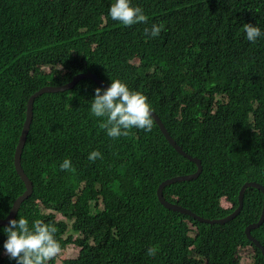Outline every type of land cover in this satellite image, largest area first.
<instances>
[{"label": "trees", "instance_id": "1", "mask_svg": "<svg viewBox=\"0 0 264 264\" xmlns=\"http://www.w3.org/2000/svg\"><path fill=\"white\" fill-rule=\"evenodd\" d=\"M132 2L146 19L125 26L108 15L112 0H0L1 218L26 189L14 155L28 97L85 71L145 94L176 142L202 160L197 178L165 186L167 200L218 218L239 205L245 182L264 186V36L250 42L243 30L248 22L264 29V0ZM153 24L162 25L156 36L145 32ZM97 86L82 78L35 98L22 154L34 190L17 216L53 224L61 248L76 244L65 264H241L245 247L253 249L249 264H264L245 232L260 219L261 189L247 187L240 212L225 223L164 207L160 183L196 163L154 118L151 131L109 137L106 118L89 108ZM92 150L101 153L94 161ZM65 158L69 169L59 167ZM70 221L77 236L65 235ZM251 232L264 245V221ZM4 239L0 231V264H15Z\"/></svg>", "mask_w": 264, "mask_h": 264}, {"label": "clouds", "instance_id": "2", "mask_svg": "<svg viewBox=\"0 0 264 264\" xmlns=\"http://www.w3.org/2000/svg\"><path fill=\"white\" fill-rule=\"evenodd\" d=\"M108 15L112 20L119 21L125 26L146 19L143 8L138 4H133L132 0H112L108 8ZM161 28L162 25L153 24L150 30L145 28V32L150 31L151 36H156L160 33ZM243 30L246 39L250 42H255L259 37L264 36V29L259 26L258 22L255 24L245 23ZM102 87L97 86L94 89V96L90 100L89 108L94 116L106 118L102 127L106 129V134L109 137L127 135L131 128L143 129L145 132L151 131L154 118L152 112L154 111L145 94L130 89L127 83L119 78L111 79L109 86ZM157 116L159 117L158 114ZM100 156L99 150H92L87 159L94 161ZM59 167L69 169L71 167L70 159L65 158ZM0 231L6 234L2 245L3 252L10 260H14L15 264H48L49 260L55 258L61 250V245L55 236L56 227L51 223L37 219L33 220L30 225L29 219L25 215L18 214L17 217L11 218L6 226L0 227Z\"/></svg>", "mask_w": 264, "mask_h": 264}, {"label": "water", "instance_id": "3", "mask_svg": "<svg viewBox=\"0 0 264 264\" xmlns=\"http://www.w3.org/2000/svg\"><path fill=\"white\" fill-rule=\"evenodd\" d=\"M82 78H92L98 84L103 86L104 88L109 86V83L107 81H105L104 79L98 77L97 74L90 72V71H85V72H80V73L75 74L71 80H69L68 82H66L64 84H61V85H52V84L45 85V86L41 87L40 89H38L33 94H31V96L29 97L28 105H27L26 120L24 122L22 131H21V135L19 137V141H18L16 150H15V155H14V163H15L16 171L18 172V174L20 175V177L24 181L26 189L21 195H19L15 199L8 215L4 218L0 217V225H7L8 221L11 218H14L17 216L18 210H19L22 202L28 196H30L34 190L33 182L29 178V176L27 175V173L25 172V170L22 166V154H23V149H24L25 143H26L27 135H28V132L30 130V125L32 122L33 105H34L35 98L38 97L39 95L45 93V92H59V91H65L66 89H70ZM152 116L155 118V120L157 121L161 131L163 132V134L165 135V137L167 138L169 143L174 147V149L177 152H179L180 154H182L183 156L187 157L189 160L195 162L197 165V169L194 172H191L188 174H183V175H176V176L168 178V179H166L160 183V185L157 189V195H158V199H159L160 203L164 207L171 209V210H174V211H177V212H180V213L189 214L192 217H194L195 219H198V220L206 222V223H210V224L225 223V222L233 219L240 212V210L243 206L244 194H245L247 187L252 186V187L259 188L264 193V186L262 184H260L259 182H255V181L245 182L239 191V205L231 213L227 214L226 216L218 217V218H207V217L201 216V215L197 214L196 212L190 210L189 208H186V207H184V206H182L176 202H172V201L167 200L166 197L164 196V192H163L165 186H167L171 183H174L176 181L191 180V179L197 178L203 170V165H202V160L200 158H198L197 156H193V155L189 154L187 151H185L182 148L181 145H179L176 142V140L172 137V135L170 134V132L168 131V129L166 128V126L161 121V119L157 116L156 113L152 112ZM263 221H264V207H263V211H262V214H261L258 222H254V223L247 225L245 232H246L247 236L249 237V239L262 250V253L264 255L263 243L257 237H255L251 232L252 229L258 227L260 224L263 223Z\"/></svg>", "mask_w": 264, "mask_h": 264}, {"label": "rangeland", "instance_id": "4", "mask_svg": "<svg viewBox=\"0 0 264 264\" xmlns=\"http://www.w3.org/2000/svg\"><path fill=\"white\" fill-rule=\"evenodd\" d=\"M94 22H96V21H94ZM222 203L224 206H230L231 205V203L226 198H223ZM56 214H57L56 218L59 221L65 219V217L62 214H60V213H56ZM67 234H73L74 236L78 235V233H76L74 230L71 229V221L69 223V230L65 233V235H67ZM79 235H81V233ZM78 252H79V247L76 246V244L68 245V247L61 248L60 252L56 256V261L61 263V264H65V260L67 258L75 257L78 254ZM252 253H253V249L251 247L241 248L240 249V254L242 255L241 264H249Z\"/></svg>", "mask_w": 264, "mask_h": 264}]
</instances>
